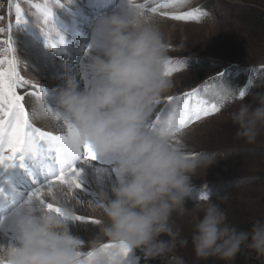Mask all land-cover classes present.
I'll use <instances>...</instances> for the list:
<instances>
[{"label":"clouds","instance_id":"obj_1","mask_svg":"<svg viewBox=\"0 0 264 264\" xmlns=\"http://www.w3.org/2000/svg\"><path fill=\"white\" fill-rule=\"evenodd\" d=\"M118 7L119 11L94 21L98 46L85 64L89 86L81 88L76 76L66 71L56 90V107L79 129L82 143L91 144L101 158L114 160V183L101 193L102 237L123 241L142 250L146 259H154L175 246L178 233L171 218L173 213L189 211L185 202L192 190L191 177L220 160L215 152L187 154L184 134L173 137L149 130L155 105L175 86L165 74L167 41L156 17L141 15L127 4ZM243 97L239 96L230 120L236 127L235 138L254 145L264 136V92L256 93L253 103ZM56 203L65 206L63 197ZM197 207L203 215L191 243L198 259L229 262L242 247L264 257V220L240 230L228 223L226 211L212 199ZM68 221L63 215L26 206L16 222L15 240L0 247V261L80 264L84 257L77 253L84 245L71 234ZM100 244V239L90 242L91 248ZM95 264L123 261L118 255L101 253Z\"/></svg>","mask_w":264,"mask_h":264},{"label":"rangeland","instance_id":"obj_2","mask_svg":"<svg viewBox=\"0 0 264 264\" xmlns=\"http://www.w3.org/2000/svg\"><path fill=\"white\" fill-rule=\"evenodd\" d=\"M43 2L44 0H12L13 4L20 3L26 16V22L16 26L14 8L9 14V0H0V16L4 17L0 21V27L7 28L11 20L12 42L21 75L46 90L55 92L59 83L51 67L50 56L53 54L48 52L46 44L40 42L41 30L36 24L33 7L34 4ZM78 2L61 0L62 6L53 8V22L57 30L62 31L58 21L66 24L72 22L71 12L78 8ZM102 3L106 5V12H114L119 11L121 0H116V5L110 0H102ZM193 8H200L207 16L200 22L174 21L157 16L165 24L163 30L168 29L163 31L168 45L167 59L185 62L184 68L171 75L175 86L164 97L197 89L200 92L199 99L221 105L219 113L195 122L183 133L187 154L215 152L220 161L207 170L199 169L197 176L191 177L192 190L186 201L194 205V209L185 206L189 211L184 215L173 213L171 224L178 235L171 251L162 257L146 259L142 250L132 249L128 259L132 264H179L181 261L182 264H264V257H258L246 247H242L235 259L229 262L215 257L201 260L195 256L191 243L195 224L203 215L197 207L205 202L199 199L201 191H208L209 198L226 211L228 223L240 230H250L253 222L264 220V136L254 145L238 141L235 138L236 127L229 115L239 106L240 90L245 92L243 99L246 103H253L252 97L258 92H264V31L252 26L246 14L248 11L264 12V0H189L188 4L177 11L184 12ZM80 16L77 12L76 17ZM91 16L85 15L83 20ZM90 33L91 44L97 36L93 28ZM0 38H4L2 34ZM87 49L86 44L75 62L79 75L83 73L82 64L87 62ZM217 74L222 75L219 78ZM79 78L80 87L84 88L83 74ZM221 92L224 93L223 99ZM38 103L33 97H28L26 107L31 110ZM43 117L44 115H32L33 124L42 130L46 128ZM17 199L4 194V200L0 202L3 208L10 209L7 213L9 215H5L10 220L19 217L16 215L17 211H23L17 208ZM2 215L3 212H0V216ZM76 221L82 225L83 230L80 234H71L83 242L82 251L91 250L90 242L93 240L100 239L101 243L110 241L93 231L91 225L95 224L87 220ZM0 222L1 226L2 218ZM162 239L168 237L164 236ZM181 240H186L187 243L181 244Z\"/></svg>","mask_w":264,"mask_h":264},{"label":"snow or ice","instance_id":"obj_3","mask_svg":"<svg viewBox=\"0 0 264 264\" xmlns=\"http://www.w3.org/2000/svg\"><path fill=\"white\" fill-rule=\"evenodd\" d=\"M70 2V0H69ZM189 0H121V5L127 4L140 10V14L153 17L167 18L174 21L200 22L207 16L200 8L180 12ZM62 6L61 0H44L36 3V24L44 35L46 43L57 52L64 50V36L57 30L53 22V8ZM9 14L14 8L15 25L25 23V13L20 3H12L9 0ZM4 20L0 16V21ZM13 25L11 20L7 28L0 27V168L7 169L17 161H23L25 157H39V162L48 179L45 184L36 187L27 195L21 208L32 207L63 215L69 220H87L93 224H100L99 219L92 216H82L74 210L73 202L88 207L100 203L99 195L103 188L114 183L115 167L112 158H101L89 143H82L79 129L66 118L57 108L50 105L48 91L30 80L24 78L19 71V60L15 55L12 42ZM98 46L97 39L85 50L89 55ZM185 67V62L167 59L165 63V74L171 76ZM83 79L86 86L90 84V77L82 64ZM218 77L222 74H217ZM253 81H250L252 83ZM200 92L193 89L181 95H168L157 102L149 119V130L156 134L178 137L197 121L209 117L221 111L219 103H211L199 99ZM221 98L224 93H220ZM245 92L239 91L243 97ZM28 97L38 101V105L29 109L26 107ZM46 115L54 124L55 131L42 130L32 122V115ZM195 155V154H191ZM95 162V164H94ZM21 167L23 164L21 163ZM85 167H93L97 170V180L101 181L102 189L99 193L93 192V183L82 180ZM5 193L0 189V196ZM81 194H87L90 199H80ZM64 198L65 206L61 207L56 200ZM201 201L209 199L208 191H201ZM12 237L10 242L14 241ZM9 242V243H10ZM8 243V244H9ZM7 244V245H8ZM7 245L0 244V247ZM132 249L123 241L110 240L101 243L98 248L88 251H80L77 256H83L80 264H95V257L101 253L115 254L122 258L123 264H132L129 255ZM0 264H4L0 261Z\"/></svg>","mask_w":264,"mask_h":264},{"label":"bare ground","instance_id":"obj_4","mask_svg":"<svg viewBox=\"0 0 264 264\" xmlns=\"http://www.w3.org/2000/svg\"><path fill=\"white\" fill-rule=\"evenodd\" d=\"M78 1H79L77 4L78 8L75 9L73 12H71V20L73 24L71 21L68 24L62 23L61 25L64 26L62 31L64 33L58 30L61 33V35L64 36L65 39L64 46L66 48H64V50L60 52H57L56 50L53 49H51L49 52L53 54L52 56H50L51 67L55 72V75L59 83V87L61 85L62 78L65 75L66 71H71L72 74L76 76V79L80 84L79 71L77 64H75V62L77 58L81 55V53L84 51L85 45L90 39V35H91L90 30L93 28L95 19L100 15L109 14L113 12V11L106 12V5L102 3V0H78ZM79 4L84 6H79ZM76 10L78 13L81 14L79 18L76 17V13H77ZM85 15H90V16L92 15V16L87 20L85 19L83 20ZM157 19L160 22L162 31L168 30V29L163 30L165 27L163 20H161L160 18ZM79 28H81L82 30H79ZM49 93H53V91H49ZM47 99L51 106L56 107V95L50 96L49 94ZM42 121L44 123V127L46 126L44 130L55 131L54 124L50 120V118L44 115ZM21 163L23 164V167H21ZM0 176L2 177V183H0V188L5 189L6 191L15 190V192L19 193L18 195L12 193L9 194L15 196L16 199L19 197V199H17L18 201L16 200L17 201L16 206L21 210L25 208V207L21 208V205L27 198V195L30 192H32L36 187L45 184L47 179L49 178L47 173L44 172L42 169V166L39 162V157H35V158L25 157L22 162L17 161L7 169L0 168ZM96 178H97L96 168L93 167L84 168L82 180L85 181L87 185L95 181V183H93L92 191L99 193L102 189V183ZM109 186L110 185L103 188V191H107ZM101 193L102 192H100L99 199H100V203L103 204ZM80 199L87 201L88 199H90V197L87 194H81ZM185 206L194 209V205H192L188 201L185 202ZM73 207L74 210L77 211V213L83 216H92L93 218L99 219L100 221L104 219L102 208L98 205L94 204L88 207H82L81 205L73 202ZM32 208L34 210L38 209L35 204H33ZM21 213L22 211L21 212L17 211L16 215L20 216ZM17 219L18 217L14 218L13 220H10L6 216L2 218L3 222L0 226V244L7 245L12 239V237L16 236ZM68 224L71 233L80 234V232L83 230L82 225L77 223V221L69 220ZM91 227L95 233H97L98 235H102L100 232L99 224L91 225Z\"/></svg>","mask_w":264,"mask_h":264},{"label":"trees","instance_id":"obj_5","mask_svg":"<svg viewBox=\"0 0 264 264\" xmlns=\"http://www.w3.org/2000/svg\"><path fill=\"white\" fill-rule=\"evenodd\" d=\"M249 23L257 29H261L264 31V12L257 11V12H246Z\"/></svg>","mask_w":264,"mask_h":264}]
</instances>
